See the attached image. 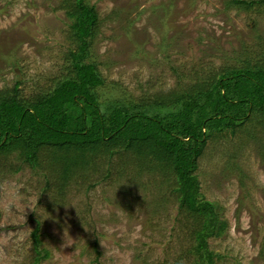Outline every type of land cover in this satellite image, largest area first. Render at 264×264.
<instances>
[{"label":"rangeland","instance_id":"1","mask_svg":"<svg viewBox=\"0 0 264 264\" xmlns=\"http://www.w3.org/2000/svg\"><path fill=\"white\" fill-rule=\"evenodd\" d=\"M240 1L254 3L85 0L98 14L85 62L99 63L100 110L171 106L245 59L262 67L264 1ZM75 2L0 0V100L20 83L36 106L75 78ZM252 135L212 137L194 172L228 224L209 240L217 264H264V130ZM21 148L0 154V264H197L203 219L180 208L164 161L121 144L41 146L32 167Z\"/></svg>","mask_w":264,"mask_h":264},{"label":"trees","instance_id":"2","mask_svg":"<svg viewBox=\"0 0 264 264\" xmlns=\"http://www.w3.org/2000/svg\"><path fill=\"white\" fill-rule=\"evenodd\" d=\"M84 1L76 0L77 13L70 14L76 18L72 26L78 51H70L75 78L48 91L43 96L45 101L36 106L18 99L20 83L13 96L0 100V154L24 147L21 154L25 153V162L34 167L41 146H76L85 152L96 144H121L127 151L135 149L140 154L139 148H144L148 151L147 163H152L148 159L152 156L155 161L165 162L159 168L168 169L167 176L174 170L177 187L171 194L180 208L203 219L195 234L197 264H217L218 255L209 240L223 237L228 224L217 204L203 198L194 172L212 137H236L244 132L251 139L253 133L264 130V120L259 118L264 116V61L260 67L245 59L241 68L229 69L208 89L178 95L171 106H127L108 101L112 108L100 110L96 90L104 81L99 63L85 62L97 30L98 14ZM235 3L250 6L254 1ZM254 121L258 130L251 134ZM155 165L158 167L157 162Z\"/></svg>","mask_w":264,"mask_h":264}]
</instances>
